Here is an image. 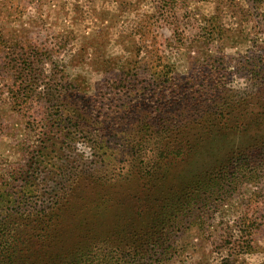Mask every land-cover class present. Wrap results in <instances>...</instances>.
<instances>
[{
    "label": "rangeland",
    "instance_id": "obj_1",
    "mask_svg": "<svg viewBox=\"0 0 264 264\" xmlns=\"http://www.w3.org/2000/svg\"><path fill=\"white\" fill-rule=\"evenodd\" d=\"M263 69L264 0H0V199L45 187L13 167L79 172L26 264L169 230L163 264H264Z\"/></svg>",
    "mask_w": 264,
    "mask_h": 264
},
{
    "label": "trees",
    "instance_id": "obj_2",
    "mask_svg": "<svg viewBox=\"0 0 264 264\" xmlns=\"http://www.w3.org/2000/svg\"><path fill=\"white\" fill-rule=\"evenodd\" d=\"M250 79L251 84L256 88L254 91L257 90L260 93L258 94L259 97L257 96V107L259 106L258 108H260L261 114L264 115V69L260 74L254 72ZM65 118L68 124L72 121V116L68 112L65 113ZM161 147L162 149L159 150V153L162 159L168 158L169 156L171 159V156H175L181 151V148L173 145V142H164ZM69 161L67 159L59 164L53 163L45 169V173L43 174L34 173L30 175L31 173L26 170L21 171L22 165H20L13 167L12 170L1 175V178L5 181L1 185L8 184V178L15 179L16 175L19 174L22 176L20 180L24 182L22 186L27 187V178L34 177L36 180L40 178V184L45 187H43V191H37L40 192L39 194L30 196H26L25 193L14 196L8 188L3 191L2 200L0 199V264L27 263L28 257L25 251V245L28 237L36 240L44 237L50 221L47 218L51 213L54 214L60 207L61 200L63 201L69 192V184L72 181V177L74 176V179L76 174L79 173L72 164H69ZM260 162L263 161L260 160ZM24 174L28 175L24 176ZM144 176L147 179L153 177L149 171ZM197 202V198L190 199L185 207L181 209L184 214H181L182 218L178 219V221H183L185 219L184 216L188 215L194 209ZM174 216L177 217L178 214ZM172 221L174 220L172 219ZM31 222L33 223L32 226L28 227ZM173 232L169 230L165 233V236L157 234L149 239L145 246L140 247L133 253L127 252L128 259L125 261L126 263L123 261H114L113 256L110 254L113 252L112 250L108 252L105 249L103 252L97 254L95 248H91L85 251L78 260L72 259L70 264H163L165 255L168 254L164 247L170 245L171 242H168L170 236L168 235H172ZM117 252L114 250V253ZM124 256L125 253L122 254L123 258Z\"/></svg>",
    "mask_w": 264,
    "mask_h": 264
}]
</instances>
